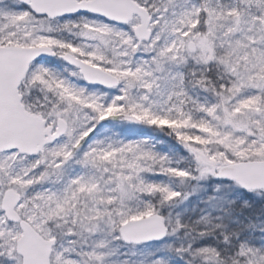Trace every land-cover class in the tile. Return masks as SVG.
Segmentation results:
<instances>
[{
    "label": "snow or ice",
    "instance_id": "1",
    "mask_svg": "<svg viewBox=\"0 0 264 264\" xmlns=\"http://www.w3.org/2000/svg\"><path fill=\"white\" fill-rule=\"evenodd\" d=\"M0 264H264V0H0Z\"/></svg>",
    "mask_w": 264,
    "mask_h": 264
}]
</instances>
